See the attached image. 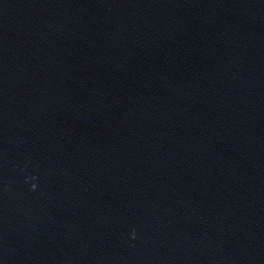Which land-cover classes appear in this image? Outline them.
<instances>
[{
    "label": "water",
    "instance_id": "obj_1",
    "mask_svg": "<svg viewBox=\"0 0 264 264\" xmlns=\"http://www.w3.org/2000/svg\"><path fill=\"white\" fill-rule=\"evenodd\" d=\"M0 264H264V0H0Z\"/></svg>",
    "mask_w": 264,
    "mask_h": 264
}]
</instances>
